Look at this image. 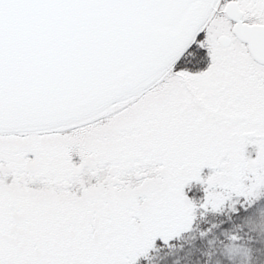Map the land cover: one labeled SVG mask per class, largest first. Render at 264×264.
Listing matches in <instances>:
<instances>
[{
  "label": "snow or ice",
  "instance_id": "1",
  "mask_svg": "<svg viewBox=\"0 0 264 264\" xmlns=\"http://www.w3.org/2000/svg\"><path fill=\"white\" fill-rule=\"evenodd\" d=\"M258 207L264 0H0V264H264Z\"/></svg>",
  "mask_w": 264,
  "mask_h": 264
},
{
  "label": "rangeland",
  "instance_id": "2",
  "mask_svg": "<svg viewBox=\"0 0 264 264\" xmlns=\"http://www.w3.org/2000/svg\"><path fill=\"white\" fill-rule=\"evenodd\" d=\"M237 207H239V205ZM225 215L230 218L232 215L231 210H227L225 212ZM211 218H213L212 215H210L209 217L201 215L195 221L193 230H195V227L197 226V223L199 221H202V223H205V225H211L213 223L222 222L219 221L218 218L214 220ZM246 223L248 224L249 228L252 229V231L258 234V236H264V208L258 207L257 210L253 213V215L247 219ZM255 242L260 243L259 240ZM217 245L219 246L218 241ZM220 252L223 254L224 258L229 261V264H256V252L259 254L260 249L251 248L247 241H243L241 242V244L236 245L235 243H229L227 240H225L223 245L220 246ZM216 264H219V262H216Z\"/></svg>",
  "mask_w": 264,
  "mask_h": 264
},
{
  "label": "trees",
  "instance_id": "3",
  "mask_svg": "<svg viewBox=\"0 0 264 264\" xmlns=\"http://www.w3.org/2000/svg\"><path fill=\"white\" fill-rule=\"evenodd\" d=\"M214 217L211 219L217 218ZM198 223L195 230L173 241L174 247L172 249L155 252L151 264H193L192 257L196 252L204 255V249L200 248L199 243L201 240L200 232L205 229V223L202 221ZM196 264H205V262L199 261Z\"/></svg>",
  "mask_w": 264,
  "mask_h": 264
}]
</instances>
